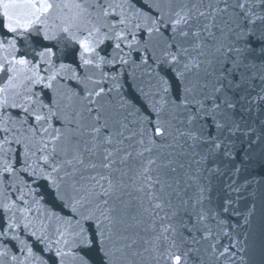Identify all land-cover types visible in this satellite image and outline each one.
<instances>
[{
	"label": "snow or ice",
	"instance_id": "snow-or-ice-1",
	"mask_svg": "<svg viewBox=\"0 0 264 264\" xmlns=\"http://www.w3.org/2000/svg\"><path fill=\"white\" fill-rule=\"evenodd\" d=\"M264 0H0V264H264Z\"/></svg>",
	"mask_w": 264,
	"mask_h": 264
},
{
	"label": "water",
	"instance_id": "water-1",
	"mask_svg": "<svg viewBox=\"0 0 264 264\" xmlns=\"http://www.w3.org/2000/svg\"><path fill=\"white\" fill-rule=\"evenodd\" d=\"M253 176L259 181L260 176L264 175V166L259 164L255 165L251 169ZM256 187V213L251 218L250 227L246 229L248 232L249 242L259 247L261 243H264V188Z\"/></svg>",
	"mask_w": 264,
	"mask_h": 264
}]
</instances>
